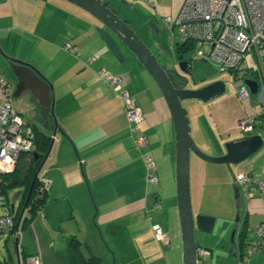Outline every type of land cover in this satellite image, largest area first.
I'll use <instances>...</instances> for the list:
<instances>
[{"label":"crops","instance_id":"0c3cea01","mask_svg":"<svg viewBox=\"0 0 264 264\" xmlns=\"http://www.w3.org/2000/svg\"><path fill=\"white\" fill-rule=\"evenodd\" d=\"M143 1L148 6L156 1L157 18L145 16L142 20L154 24L159 30L156 20L163 22L166 17L173 18L183 0ZM63 2L0 0V50L6 57L34 69L51 86L48 96L59 128L53 139L51 129L40 130L52 139L50 151L38 174L47 187L46 200L29 223L22 225L21 221L27 215L24 211L18 229L39 220L47 233L52 245L39 249V264H71L67 241L72 237L79 243L80 255L84 259L92 255L99 259V264H181L175 215L171 216L174 226L167 229L160 226L165 209L162 189L165 191L168 186V195L174 191V135L166 105L141 66L137 67L131 61L130 66H119L105 45L95 38L94 44L88 45L89 32L82 39L83 30L79 27L76 32L64 31L58 22L71 25L72 21L71 7ZM123 19L129 21L127 15ZM168 26L174 33L173 27ZM65 44L73 46L75 53L65 51ZM90 58L94 60L87 64ZM202 59L206 60L205 57ZM4 65L0 56V77L8 80L4 78ZM130 69L132 73L128 72ZM100 71L123 79L124 88L143 116L138 129L147 139L145 149L139 151L133 147L121 102L102 81ZM262 77L264 83V74ZM202 83L203 86L208 82ZM252 104L251 100L241 102L237 111H229L226 106L217 112L215 110L206 115L207 118L210 116L208 122L205 114H196L189 118L191 132L201 127L202 120L209 134L211 126H214L219 135L225 136V142L240 138H234L232 132ZM48 117L51 127V116ZM196 131L202 135L201 141L195 140L201 151L208 155L223 154L219 143L209 146L204 132ZM254 134L261 135L263 139L261 149L239 163L241 166L234 173L235 176L239 173L254 175L264 183V119L257 120L252 134L246 136ZM143 153L154 163L156 185L145 181ZM195 159L192 192L198 203L202 183L207 182V167ZM224 181L225 184L229 182L228 179ZM231 184L234 185V180ZM160 186L162 193L158 192ZM236 203L235 235L237 238L239 231L245 229L246 247L255 239V230L264 225V193L254 191L249 196L239 190ZM200 213L203 212L196 210L193 215ZM218 219L224 220L221 226H230L228 218ZM153 226L161 229L165 242L155 239ZM12 238L7 234L6 239ZM196 244L208 252L205 257L208 256L209 260L206 262L204 259V264H217L205 240L199 239ZM16 249L15 244L17 252ZM236 252L234 264H264L263 252L248 257L245 256V248L243 251L238 248ZM17 253V264H26L27 259L36 256L37 250L35 247L24 249L19 245Z\"/></svg>","mask_w":264,"mask_h":264},{"label":"built area","instance_id":"2783aa9c","mask_svg":"<svg viewBox=\"0 0 264 264\" xmlns=\"http://www.w3.org/2000/svg\"><path fill=\"white\" fill-rule=\"evenodd\" d=\"M163 21L173 27L179 43L190 42L193 47L206 45L207 52L204 54L197 49L196 56L214 62L219 73L228 76L230 83L236 88L234 96L238 102H253L250 110L236 124V129L241 134H252L257 120L264 117V0H183L175 16L166 17ZM63 49L71 54L76 51L69 44H65ZM93 60L94 58L88 59L87 64ZM99 75L121 102L133 147L139 151L145 149L147 139L138 129L143 116L124 88L123 79L103 71ZM246 79L256 82L255 95H251L244 85ZM11 99L10 85L0 77V203L4 201L2 188L7 185L6 175L12 173L20 155L31 152L34 141L32 125L20 118L12 108ZM141 160L145 169V181L156 185L153 161L145 153L141 155ZM234 183L242 193L249 196L254 191L264 193V183L259 182L254 175L239 173L234 177ZM42 190L43 187L39 186L38 192ZM40 196L39 194V198ZM10 213L0 216V234H9L13 228ZM152 231L156 240L166 241L158 226H153ZM16 233L17 230L13 233L14 238ZM255 236L245 247L247 257L264 253V225L255 230ZM206 255V250L197 248L196 264H204ZM26 264H39V261L34 256L27 259Z\"/></svg>","mask_w":264,"mask_h":264},{"label":"rangeland","instance_id":"374dc122","mask_svg":"<svg viewBox=\"0 0 264 264\" xmlns=\"http://www.w3.org/2000/svg\"><path fill=\"white\" fill-rule=\"evenodd\" d=\"M56 1L57 3L63 2V0H56ZM103 2L108 3L109 8L113 10L120 19L125 20L123 18L127 15L129 21L128 20L125 21L127 22L128 26L135 32V34L146 45V47L149 48V50L155 56L158 64L161 67L167 68L170 66H174V64H176L174 50L176 44L179 43V40L177 39L175 34L170 31L169 26L166 25L164 21L162 22V20H156L160 29L158 34H154L155 29L154 30L151 29L152 27L148 26L149 23L142 20V17L145 16H150V17L153 16L154 18H157L154 8L156 7V1L154 2L155 6L154 5L148 6V4L146 5L143 0H103ZM65 5L71 7L72 23L70 25L69 23L63 24L58 22L63 27V30L67 31L68 33H71V30H74V32L78 31L76 29H78L79 27L80 29L83 30L82 39H85L84 34L86 32H89L88 33L89 35H87V40H86V43L88 45L94 44V38L97 41H99V43H101L102 45H105V43L102 41V39L100 38L97 32V30L101 28V25L94 18L89 16L81 9L67 2H65ZM105 47L107 48L106 45ZM197 49L202 50L203 53L205 54L207 52L208 47L206 45H204L203 47L194 46L185 52V57L190 61L189 62L190 73L187 76V80H188L187 87L192 88V86L193 87L194 86L197 87V85L202 86L203 81L208 83L213 81H221L225 85V93L206 103H201L198 100L182 101L181 105L186 110L188 119L189 118L192 119L196 114L203 113L205 114L206 122H208L209 121L208 118H210V116H208L207 118L206 115H211V113H213L215 110L217 112L218 109L223 108L225 106L229 111L239 110L241 103L235 99L234 96V92L236 89L235 86L230 83L229 78L225 73H219V68L217 64L196 56L195 52ZM107 51L110 53V55H112L109 50ZM120 52L124 59V63L122 64L118 63L119 66H123L124 68L127 65L130 66L131 64L129 61H131L133 64L137 65L138 67L139 64L136 62L133 55L127 52L125 48L120 47ZM131 69L130 71H128L129 73L133 72ZM145 74L147 75L146 72ZM8 76L9 75L5 74L4 78L7 77L9 80L10 77ZM125 77L127 78V75H125ZM27 97H29V95L25 93L18 98H12L11 99L12 108L19 114L20 118L24 122L33 125L37 129L40 127L38 120L37 119L33 120L29 118L31 105L28 102ZM48 120L50 122L49 117ZM211 122L212 120H210V123ZM200 124L201 127L196 128V130L199 129L201 132H204L209 146L217 142L222 147L223 144L225 143V139H226L225 136L219 135L217 133V129H215L214 126L213 127L211 126L212 130H211V134H209L202 120H200ZM192 127L194 128L193 123H192ZM196 130L194 129L191 132V128H190V136L194 141V143H196L195 140H200V141L202 140V135L201 134L198 135V132ZM232 135L234 136V138L238 136L239 137L246 136V134H241L240 132H238L237 129H235V131L232 132ZM209 152L212 153V150H209ZM208 156H216V155H208ZM195 158H196L195 156L190 155L189 183H190L191 211L193 214H195L196 210H199L200 212H203L200 213L199 215L209 216L214 219L212 230L209 233H202L197 230L194 231L195 242H197L199 239L205 240L206 244H208L207 249L212 251L211 252L212 257L217 264H234L233 260L235 261V255L237 254L236 251L238 249L237 238L235 233L232 239V243L229 241V238L234 225L237 223L235 222V218L237 217V214L235 212L236 209L235 206L237 203H236V199H234L233 197L234 185L231 183L235 177L234 171L238 169L241 165L239 164L236 166L227 165V164L217 165V164L205 163L202 161L203 163H205L207 167L206 169L207 182L205 181L202 183L203 185L202 194L200 195L199 202L197 203L196 197L192 192L193 180H194V167L196 161ZM224 179H228L229 182L225 184ZM162 190L163 193L161 192V186H160L158 192L162 193V197H163L162 199H164L163 207L165 208L163 210L164 214L161 217L162 222L160 223V226L166 229L170 226L171 227L174 226L173 220L171 219V216L173 214L175 215L174 216L175 224H176V228L178 229L174 191L172 190L173 193L170 192V194L168 195V186L165 189V191L164 189ZM20 196H21V188L13 186L7 189L5 193V202L3 201V203H0V216L6 213H10L8 211L10 206L13 207L15 213L18 208ZM221 217L228 218L227 223L230 224V226H228V224H227L228 226L227 228L221 226V223H224V220L218 219ZM6 236L7 234H0V264H7V261H9V259L10 261L8 262V264H17L16 253L18 252L19 245H22L24 249L26 248L32 249L35 247L37 250V254L35 257L38 259L40 263L41 260L38 254V252H40L39 249L40 248L43 249L46 246L50 248V246L52 245L50 239H48L47 233L42 228L39 220L33 221L29 226H27L24 229L21 230L17 229L15 238L12 235L13 237L12 239H6ZM178 239H177V243H178ZM15 241H16L17 252L15 251V244H14ZM204 259L206 262L209 260L208 256L205 257ZM3 261H6V263H3Z\"/></svg>","mask_w":264,"mask_h":264},{"label":"water","instance_id":"95a60500","mask_svg":"<svg viewBox=\"0 0 264 264\" xmlns=\"http://www.w3.org/2000/svg\"><path fill=\"white\" fill-rule=\"evenodd\" d=\"M63 1L81 9L94 18L101 25V28L97 30L98 35L113 55L115 61L120 64L124 63L120 47L125 48L127 52L133 55L136 62L147 73L159 91L168 110L174 135L173 182L181 249V264H196L195 251L198 246L194 239V231L197 230L202 233H209L212 230L214 219L205 215H193L191 211L189 184L190 155L209 164L236 166L249 159L261 149L263 145L261 135L254 134L227 141L222 146L223 154L221 155L208 156L204 154L198 149L190 136L189 119L181 102L186 100H198L201 103H206L225 93L224 83L221 81H213L194 89L187 87V80L175 72V75L178 76L181 82V84H178L173 76V72L175 71L174 66L167 68L161 67L149 48L139 39L135 32L128 26L127 22L120 19L116 13L109 8L108 3L103 2V0ZM148 26L152 27L153 30L155 29L154 34L159 33V30L155 28L154 24L149 23ZM0 56L9 61L8 67L15 79V87L11 98H18L25 93L30 95L35 100L36 105L40 107L42 115L40 124L42 128L51 129V138H53V135L59 128L52 115V101L48 96L51 91V86L29 66L9 59L1 50ZM182 57V53L175 55V67L179 72L185 73L190 68V65L189 60L183 59ZM244 85L251 95L256 94L257 84L254 80L246 79L244 80ZM48 115L51 116V127L48 123ZM33 117L34 114L32 115V113L29 112V118L33 119ZM51 143L52 142H50L45 158L50 151ZM31 186L32 183L17 223L15 224L16 230L18 229L19 220L26 209L25 207L29 198ZM233 194L234 198L237 199L239 196V188L235 183L233 186ZM9 208L11 213H14L13 207L10 206ZM235 222H237V218H235ZM234 233L235 226L229 238L231 243Z\"/></svg>","mask_w":264,"mask_h":264},{"label":"trees","instance_id":"16d2710c","mask_svg":"<svg viewBox=\"0 0 264 264\" xmlns=\"http://www.w3.org/2000/svg\"><path fill=\"white\" fill-rule=\"evenodd\" d=\"M193 44L190 42L178 43L175 47V55L181 54L182 52L191 49ZM264 117H260V120H263ZM41 129H36L32 126V132L34 135L33 147L29 154H23L19 156L16 167L12 173L6 175L7 185L2 188V193L4 196L5 202V193L6 190L11 187L21 188V196L18 204L17 211L15 213H10L13 219V228L10 235H13L15 232V224L19 218V213L23 207V204L26 200V197L29 192L30 185L31 190L29 198L26 204L25 211L27 212L26 218L21 221L22 225L29 223L31 218L41 210L42 205L46 200L47 187L46 184L39 178V171L45 161V156L48 152L51 138L46 136ZM35 177V178H34ZM34 179V180H33ZM33 180V182H32ZM42 186V192H38V187ZM39 194L41 195L39 198ZM10 209V208H9ZM9 211V210H8ZM10 212V211H9ZM245 229L242 228L237 235V245L240 251H243L245 248ZM67 252L70 257L71 264H99L100 261L98 258L89 255L87 259H84L79 253V243L75 238H70L67 241ZM25 259V258H24ZM3 263H6L3 262Z\"/></svg>","mask_w":264,"mask_h":264},{"label":"flooded vegetation","instance_id":"af4514ba","mask_svg":"<svg viewBox=\"0 0 264 264\" xmlns=\"http://www.w3.org/2000/svg\"><path fill=\"white\" fill-rule=\"evenodd\" d=\"M185 52H186V51H185ZM185 52H182V56H183L182 58L188 60V59L185 57ZM8 58H9V57H8ZM9 59H11V58H9ZM189 62H190V61H189ZM4 63H5V65H4V67H3V71H4V73H5L6 75H9V76L11 77L10 81H9V80H6V81H7L8 84L10 85V88H11V95H12V93H13V91H14V87H15V79H14V76L12 75V73H11L10 70H9V67H8V65H9V61L4 59ZM174 68H175V71L173 72V76H174V78H175V81H176L178 84H181V82H180L178 76L175 75V72L178 73L179 75H181L182 77H184V78L187 80V76H188V74L190 73V68H189L188 71L185 72V73H181V72H179V71L176 69L175 64H174ZM187 82H188V80H187ZM197 87H198V85H197ZM192 88H196V87H195V86H194V87L192 86ZM27 100H28V102H29L30 105H31L30 112L32 113V115L34 114L33 120H34V119H37L38 122H39V126H40V127L37 128V129H43L42 126H41V124H40V118L42 117V115H41V111H40V107H38V106L36 105L35 100H34L30 95H29V97H27ZM30 125H31V124H30ZM32 126H33V125H32Z\"/></svg>","mask_w":264,"mask_h":264},{"label":"bare ground","instance_id":"6f19581e","mask_svg":"<svg viewBox=\"0 0 264 264\" xmlns=\"http://www.w3.org/2000/svg\"><path fill=\"white\" fill-rule=\"evenodd\" d=\"M204 262V261H203Z\"/></svg>","mask_w":264,"mask_h":264}]
</instances>
